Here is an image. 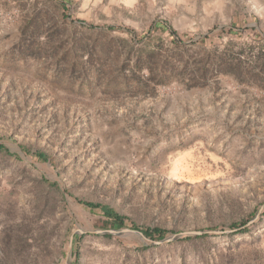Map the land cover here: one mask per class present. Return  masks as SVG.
Listing matches in <instances>:
<instances>
[{
	"label": "rangeland",
	"instance_id": "1",
	"mask_svg": "<svg viewBox=\"0 0 264 264\" xmlns=\"http://www.w3.org/2000/svg\"><path fill=\"white\" fill-rule=\"evenodd\" d=\"M62 11L0 0V146L16 155L0 154V264H264V0ZM79 200L167 238L233 232L85 233L70 250L78 228L114 229Z\"/></svg>",
	"mask_w": 264,
	"mask_h": 264
},
{
	"label": "trees",
	"instance_id": "2",
	"mask_svg": "<svg viewBox=\"0 0 264 264\" xmlns=\"http://www.w3.org/2000/svg\"><path fill=\"white\" fill-rule=\"evenodd\" d=\"M49 2H54L55 4L58 5L60 11H66L67 6L70 4V0H45ZM62 11V12H63ZM81 25H84L83 22L80 21ZM32 27H34V24H32L30 27L27 26L28 30H30ZM155 28L162 30V31H169L172 36H176L177 34L170 30L167 26L164 24H157ZM114 30V29H110ZM33 34V33H32ZM23 151L27 154L32 155L35 159H37L40 162H46L50 163L53 165L54 159L53 157L48 156L46 153L37 151L35 153L31 152L29 149L26 147H22ZM6 154L8 156H16L12 154L5 146H0V154ZM79 203L82 204L85 208L89 209L92 213H98L100 212L102 216L105 218L104 221V226L108 227H113L114 229H122L126 227L125 219L123 216H121L119 213H117L113 208L107 205H102V204H96L93 202H88V201H82L79 200ZM246 223H242L239 225H233L231 229L237 230L239 232H244L245 228H243ZM134 230H142V232L150 239L153 241H162L168 237V232L164 229L160 228H142L138 229L137 227H132ZM112 229V228H110ZM111 235H107V237H110ZM80 237V236H79ZM211 237V234H203V235H198V236H189L186 237L184 240H207L208 238ZM72 257L77 259L78 258V252L77 250L72 251Z\"/></svg>",
	"mask_w": 264,
	"mask_h": 264
},
{
	"label": "water",
	"instance_id": "3",
	"mask_svg": "<svg viewBox=\"0 0 264 264\" xmlns=\"http://www.w3.org/2000/svg\"><path fill=\"white\" fill-rule=\"evenodd\" d=\"M259 214L256 216L255 219H253L251 222H249L246 226H244L243 228L249 226L250 224H252L253 222L256 221V219L258 218ZM233 231H225V232H221V231H191V232H186V233H182V234H175L167 239H164L160 242H156L153 241L152 239L148 238L143 232L142 230H134L133 228L130 227H125L122 229H111V230H102V231H88L85 230L83 228H78L77 230L74 231L73 236L71 238V242H70V250L72 249V245H73V240H74V235L77 234H85V233H92V234H101V235H119V234H133L136 235L140 238L143 239H147L149 240L152 244H160V243H168L171 241H174L178 238H181L183 236H198V235H203V234H219V233H231Z\"/></svg>",
	"mask_w": 264,
	"mask_h": 264
}]
</instances>
